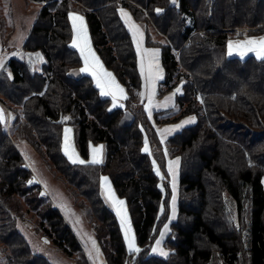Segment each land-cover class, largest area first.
Listing matches in <instances>:
<instances>
[{
	"label": "trees",
	"instance_id": "16d2710c",
	"mask_svg": "<svg viewBox=\"0 0 264 264\" xmlns=\"http://www.w3.org/2000/svg\"><path fill=\"white\" fill-rule=\"evenodd\" d=\"M32 1L43 7L23 50L40 51L45 63L37 71L25 58H10L0 72V101L14 114L15 138L46 157L81 197L78 205L107 264H264V58L228 51L233 36L264 34V0ZM75 4L100 58L128 93L123 107L102 96L91 76L71 73L84 64L72 46ZM123 9L167 39L154 41L146 30V46L160 50L164 70L158 96L184 82L176 95L178 117L161 119L168 111H158L152 121L146 111L139 56ZM191 116L193 124L161 139L157 126ZM67 125L74 127L84 164L72 163L64 152ZM99 143L106 145L105 161L91 164V146ZM167 151L180 158L178 217L164 244L169 254L157 255L152 249L173 208ZM105 175L128 205L138 253L129 252L120 219L104 198ZM35 179L6 120L0 122V241L10 252L8 264H53L19 228L29 212L58 250L76 264H90L71 225Z\"/></svg>",
	"mask_w": 264,
	"mask_h": 264
},
{
	"label": "rangeland",
	"instance_id": "374dc122",
	"mask_svg": "<svg viewBox=\"0 0 264 264\" xmlns=\"http://www.w3.org/2000/svg\"><path fill=\"white\" fill-rule=\"evenodd\" d=\"M175 2H177V0H175ZM42 7H43V4L36 3L32 0H0V61L4 63V60L7 59L9 56H11L12 53L22 50V53L19 54V57L20 58L24 57L27 60L30 57L29 61L34 65V68L36 70L39 68V64L43 65L45 63V58L43 54L39 53L40 51L26 52L23 50V45L27 37L29 36L31 29L34 26L39 16V13L42 10ZM74 8L76 11L73 12V16L81 17L83 20V31H81V21L77 19L74 22L72 19L73 24L75 23V28H74L75 38H74L73 43L75 42L77 44V47H74V48L80 52V46H82L83 34L86 33L87 40L90 45L91 51L95 53V57L99 60L101 65H105L92 43L88 23L86 21L85 16L80 12V8L78 4H75ZM123 10L124 11H123L122 17L124 21L125 20L128 21L127 24L129 25V27H131V23L128 18V15L125 16L124 14L126 12H129L131 16L132 14L128 9H123ZM189 22L190 24L192 23L191 20H189ZM144 24L146 25V28L149 29L154 41L165 42L167 40L164 35L160 34V32L155 28L153 24L151 23L147 24L145 22ZM244 30H249V29L245 28ZM134 31H135V37H134L135 42L138 44L140 43V41H142V38L140 34L136 32V30L132 29L133 33ZM257 36H261V35H257ZM249 37H254V36H245L244 38L246 39H243L242 37L233 36L230 39L229 44L232 45L231 56L242 57L245 55L244 53L243 55H241L242 52H245V53L249 52V54L255 53V51L248 50L249 47H254V46L248 45L247 42L249 40L259 41L262 38L248 39ZM37 55H39L42 59L37 60L36 59ZM13 57H16V55H14ZM242 58H246V57H242ZM84 67H85V63L79 69H75V70H78L76 74H79V76L88 75L92 77L91 71H88V72L82 71ZM161 69H162V73L164 76V70L163 68ZM38 70H40V68ZM183 83L184 82H181L176 88V90L178 88L180 89V91L178 92L179 94L183 93ZM0 110H2L3 112L4 120H6L7 129L10 135L12 136V138H14V141L17 143L19 150L24 156L26 166L29 167L31 170H33L34 177L36 178L35 180L37 181L38 179L39 183L43 186L44 190L49 194L52 201L61 210V212L63 213V215L69 222V224L71 225L72 229L74 230L75 234L77 235L78 239L80 240L81 244L83 245L86 251L90 264H107L103 251L99 247L96 232L92 228L91 220H89V217L87 216L86 212L82 210L78 205L79 200H81V197L77 195L76 193H73V190L65 181L60 180L58 178L57 173L55 172L50 162L46 159V157L41 156L27 142H20L18 139L15 138L13 127H12V121H13L14 114L12 110L10 109L9 105H6L0 101ZM180 113H181V109L177 108L174 114H171L169 117H163V118L172 119L174 117H178ZM67 128L71 129V132L69 133V135H70L71 144L73 146L75 153L79 156L80 159L87 162L85 158L82 156L76 144L74 127L68 125ZM95 146L100 147V145L98 144H96ZM148 148H149V144H148ZM106 152H107V149H106ZM167 153L170 155L168 158V163L171 161L170 164L172 165L173 170L175 169V170L180 171L179 154L177 153L176 156L175 155L173 156L169 151H167ZM99 157L102 158V154H99ZM90 160L91 159L89 157L88 161ZM177 160L179 161V163L175 164L174 162ZM98 164H102V163H98ZM175 165H178V166L176 167ZM170 174H171V183H172V188H173V196L175 195V205L172 208L168 223H166L163 226L162 233H164V236H163V239L160 245V249H162L163 252L167 253V255L169 254V251L165 249L164 244L167 238H169L170 234L173 233L174 230L172 227V223L175 222L178 217V209L176 205L178 204V193H179V183H180L179 173L178 174L175 173V176H173L172 173ZM104 177L108 178L111 190L114 193L115 198L117 200L124 201L122 215L126 214L127 223L125 226H122V225L121 226L124 232V227H127L128 225H130L131 227L130 235L135 238L136 247L139 249L136 232H135L132 220H131L128 205L125 199L121 198L117 194L110 177L107 175H105ZM102 190H103V195H104V198L107 204L116 212V206L113 204V201L108 198L104 186L102 187ZM226 197L228 199V205L230 209L234 211V214H237L236 203L230 197L229 193L226 194ZM25 209H28V207H26ZM118 217L121 222V217L120 216ZM19 222H20L19 223L20 230L25 235V237L29 240L30 244L32 245V247L34 248L36 252L40 254H44L47 257H49V259L52 261L53 264H76L74 256L65 255L62 251L56 248V246L52 243L51 240H49L43 235V232L39 229L38 217L34 215L33 212L27 213L26 217L24 219H21ZM158 240H161V235ZM93 242H95V245H93ZM154 247H156V243ZM153 254L158 255L160 253L159 251H157V252H153ZM9 255H10L9 250H7L4 243L0 241V264H8L9 258H10Z\"/></svg>",
	"mask_w": 264,
	"mask_h": 264
},
{
	"label": "snow or ice",
	"instance_id": "6c2138e0",
	"mask_svg": "<svg viewBox=\"0 0 264 264\" xmlns=\"http://www.w3.org/2000/svg\"><path fill=\"white\" fill-rule=\"evenodd\" d=\"M173 2H175V0H173ZM124 15L126 16L127 14L125 13ZM70 18L73 19L74 22L75 20L79 19L81 21V31H83L82 18L77 17V16H72ZM126 22L128 21L126 20ZM73 26L75 28V23ZM132 29H135L134 25H131L130 30ZM133 34L135 36V31ZM247 43L250 46H254V47H249L248 48L249 51H255L258 58H264V38L260 39L259 41L249 40ZM73 47H77V44L75 42L73 43ZM231 48H232V45L229 44V55H231ZM137 50L139 51V44L137 45ZM80 53H81V56L84 57V63H85V67L82 69V71H85V72L91 71L92 75L96 79V86L100 89V94L102 96L111 95L113 98V101L117 99L118 95L120 98H124V89L121 88L119 84L116 83L111 73L103 70V66L100 64L99 60L95 57V53L91 51L90 45L87 40L86 33L83 34L82 46H80ZM147 55L150 57L147 63V72L145 74V65H144L143 60L141 62V72H142V75L145 76V81H146V96L148 100V108L146 109V111H148L149 116H151V109L153 107L158 108V107L166 106L169 102L172 101V97L167 98L165 105H156L154 103L155 81L161 78L160 71L158 69V66H156V62H155V57L158 56V53L152 52V53H148ZM241 55H243V53H241ZM36 59L40 60L42 58L39 55H37ZM2 66H3V62L0 61V67ZM176 91L179 92L180 89L178 88ZM3 121H4L3 112L2 110H0V122H3ZM189 122L191 121H186L185 123H189ZM167 131L169 130L166 129L165 132ZM70 132H71V129H67V128L65 129V136H64L65 154L68 155V158L72 161V163L84 164L85 161L80 159L73 149V146L71 144L70 135H69ZM144 150L148 151L147 140L145 141ZM101 151L102 150L100 148H93L92 158L89 161V163L91 164L100 163L101 159L99 157V154L101 153ZM174 163L178 164L179 161L177 160ZM168 170L170 173H172L173 176H175V172L171 164L169 165ZM157 174L159 175V170H157ZM102 185L104 186L106 190L108 198L111 199L113 201V204L116 206V213L118 216L121 217V225L125 226L127 223L126 214L122 215L124 201L117 200L115 198V195L111 190L107 177L102 178ZM174 205H175V195L173 196V206ZM130 233H131L130 225H128L127 227H124V236H125V240L127 241L128 250L129 252L135 253V252H138L139 249L136 247L135 238L131 236ZM160 235H161V240L156 241V247H154L152 251L153 252L159 251L161 255H167V253L163 252V250L160 249V245H161V241L163 239L164 233H161ZM93 245H95V242H93Z\"/></svg>",
	"mask_w": 264,
	"mask_h": 264
},
{
	"label": "crops",
	"instance_id": "0c3cea01",
	"mask_svg": "<svg viewBox=\"0 0 264 264\" xmlns=\"http://www.w3.org/2000/svg\"><path fill=\"white\" fill-rule=\"evenodd\" d=\"M123 11L124 10L121 11V14H123ZM126 13L128 15V18H130L131 25H134L135 26V29L134 30H136V32L139 33L140 36H141V38H142V41H140V43H138L139 44V51L137 50L138 56H139L140 71H141V62L143 60L144 65H145V74L147 72V63H148V60L150 58L147 54L148 53H152V52H157L158 53V56L155 57V62H156V66H158V69L160 71L161 78L158 79L157 81H155V86H154V90H155L154 103L156 105H165V102H166L167 98L172 97V101L169 102L166 106H162V107H158V108L157 107H153L151 109V116H150L151 117V120L154 121V114L156 112H158V111H168V112H166V114H164V115L161 116V119L163 117H169L171 114H174L176 112V109L177 108H179L178 105H177V101H176L177 100V96L176 95H177L178 92L177 91L167 92L165 95H163L161 97L158 96V92H159V88H160V81L163 79V73H162V69H161L162 67H161V62H160V50L158 48H150V47H147L146 46V30H147L146 25L144 24V22H137V21H135L132 18L133 16H131L129 12H126ZM72 16H73V12L71 13L70 17H72ZM72 23H73V21H72ZM126 24H127V22H126ZM127 26L130 29V27H129L128 24H127ZM131 32H132V30H131ZM74 38H75V35H74ZM257 38H264V34H262L261 36H257V37H255V36L254 37H249L248 39H257ZM243 39H246V38H243ZM134 40H135V38H134ZM135 44H136V48H137V45L138 44L136 42H135ZM72 46H73V42H72ZM228 51H229V47H228ZM20 53H22V50L21 51H18V52H15V53H12L11 56H9L7 59H5L4 60V63H3V66L0 67V72H1V70H3L2 68H5L6 67V64H7L8 60L10 58H12L14 55H16V57H19V54ZM39 53L42 54L41 52H39ZM242 53L245 54L242 57H247L248 55H255V56H257L255 53L254 54H249V52H247V53L242 52ZM22 58H24V57H22ZM28 60H30V57H29ZM42 66H43L42 64H39L40 70H38L39 68L37 70L38 71H41L42 70ZM102 66H103V70L106 71V72L111 73L112 76H113V78L115 79L116 83L119 84V86L124 89V98H120L119 95H118L117 96V99L115 101H113L115 107L116 106L123 107L124 104H125V101H126V99L128 97V93H127L125 87L121 85L122 83H119L120 81H118V79H116L117 77H115V74L111 70H109L107 67H106L107 68L106 69L105 68V65H102ZM77 72H78V70H75L74 69V70H72L71 73H72V75H74V76L77 75L76 77H79V74H76ZM141 74H142V72H141ZM142 77H143V81H144V88H143V98H144V101H145L144 105H145V108L147 109L148 108V100H147V96H146V81H145V76L142 75ZM92 78L94 79V82H95V85H96V79L94 78L93 75H92ZM104 97H109V98H111L113 100V98L111 96H109V95L108 96H104ZM186 121H191V122L185 123ZM195 121H196V118L194 116H191V117H188V118H184V119H182L181 121H179L177 123H170V124H164V125H161V126H157V130H158V133H159V136L161 137V139L162 140H166L167 138L171 137L175 133L181 131L183 129V127L188 126V125H191ZM67 127H68V125L64 128V136H65V129ZM166 129L167 130L170 129V130L167 131V132H165ZM98 145H100V147L95 146V145H92L91 152H90V159L92 158V149L93 148H100L102 150L101 153H100V154H102V158H100L102 161L100 163H103L105 161V156H106V147H105V144H103V143H99ZM63 149H64V140H63ZM170 163H171V161L169 162L168 165H170ZM175 166L177 167L178 165H175ZM174 171L177 174L179 173V170H175L174 169ZM102 178H104V176ZM102 187H103V185H102Z\"/></svg>",
	"mask_w": 264,
	"mask_h": 264
}]
</instances>
